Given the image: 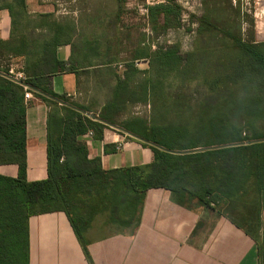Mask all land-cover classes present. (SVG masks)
I'll list each match as a JSON object with an SVG mask.
<instances>
[{
    "label": "trees",
    "instance_id": "1",
    "mask_svg": "<svg viewBox=\"0 0 264 264\" xmlns=\"http://www.w3.org/2000/svg\"><path fill=\"white\" fill-rule=\"evenodd\" d=\"M59 1L54 0L55 5ZM120 0V3H124ZM18 10L11 7L13 27L29 29L49 28V34L23 36L19 39V54L25 57V83L39 88L63 103L90 113L91 110L49 90L45 75L75 72L85 69L89 58L110 56L112 44L106 54L100 51L101 41L81 43L72 20L61 23L52 14L42 15L40 21L30 20L25 0L18 1ZM151 23L163 33L181 25L182 8L174 0H166L149 8ZM200 35L216 29L208 16L200 19ZM205 44L209 40L203 39ZM236 45L247 58L244 64H235L234 78H254L253 71L264 75V43H247L236 39ZM71 46L68 61L60 60L58 49ZM180 47L158 48L155 52L140 53L148 59L150 68L139 70L126 64L119 72L110 66L108 88L113 96L103 108L100 117L108 123L171 151H192L250 140L264 139V134H243V129L232 121L233 114L226 111L211 112L208 102H200L196 114H183L177 123L158 125L141 116L122 119L129 105L149 104L163 89L171 91L190 84L198 72L192 60L184 63ZM101 59V60H102ZM103 62V61H102ZM110 59L106 64L115 63ZM7 74L8 70L0 69ZM168 76L163 80V74ZM151 74L149 79L144 76ZM153 74V75H152ZM170 75L173 76L172 80ZM169 80V81H168ZM227 75L218 77L208 86L220 92ZM167 86V87H166ZM189 86V85H188ZM39 99L51 106L48 116L47 172L43 181L27 179V104L24 88L0 75V166L15 165V178L0 174V264H30L29 219L32 216L64 212L89 258L87 235L93 224L105 236L135 231L141 221L146 194L152 189L171 193L175 203L203 213L193 235L207 228L214 215L231 221L251 237L263 251L262 212L264 210V142L251 146H236L187 155H173L139 142L118 132L122 137L147 147L153 152L148 164L117 169H104L101 158L89 159L88 144L82 140L92 131L96 139L103 140L109 126L93 121L68 105H60L40 93ZM259 96L242 101L240 108L253 117L261 116ZM264 111V110H263ZM236 116V115H235ZM113 130V129H111ZM238 206H244L239 208Z\"/></svg>",
    "mask_w": 264,
    "mask_h": 264
},
{
    "label": "crops",
    "instance_id": "2",
    "mask_svg": "<svg viewBox=\"0 0 264 264\" xmlns=\"http://www.w3.org/2000/svg\"><path fill=\"white\" fill-rule=\"evenodd\" d=\"M18 1L0 0V69H13L25 75L26 61L19 54V39L25 35L49 34L50 31L49 28L28 31L22 26L14 28L10 8L14 7L16 12ZM25 2L32 21H40V17L46 14H52L53 20L57 17L54 0ZM255 18L256 24H263L261 32L257 30L258 26L256 28L255 43H264V0H255ZM71 48L59 47L60 60H69ZM115 64L89 58L84 64L86 68L79 69L78 75L75 72H63L47 74L43 78L47 80L46 87L49 90L60 95L66 94L71 101L100 116L113 96L107 87L109 82L114 84L108 69ZM33 96V99L26 101L29 182L48 178L47 140L51 106L34 93ZM120 117L124 119L126 115ZM82 140L88 144L89 159L101 158L104 169L148 164L153 159L145 156L140 144L126 136L122 137L117 131L106 129L103 140L96 139L90 131ZM0 174L15 178L18 167L0 166ZM202 216L200 210L175 203L169 191L152 189L146 194L142 218L135 231L105 236L97 229L99 223L93 224L87 235L91 262L64 212L32 216L28 223L30 264H264V210L261 254L251 237L222 216L214 215L206 229L193 235Z\"/></svg>",
    "mask_w": 264,
    "mask_h": 264
},
{
    "label": "rangeland",
    "instance_id": "3",
    "mask_svg": "<svg viewBox=\"0 0 264 264\" xmlns=\"http://www.w3.org/2000/svg\"><path fill=\"white\" fill-rule=\"evenodd\" d=\"M165 1L68 0L57 2L55 13L61 23L75 22V40L84 44L100 40L103 55L112 44L110 56L98 61L114 59L119 72L126 64L132 63L139 70H148L149 61L140 58V53L149 54L158 48L174 45L180 47L184 63L189 60L195 63L198 73L190 84H180L174 91L163 89L149 104L129 105V110L124 113L126 117L134 114L158 125L177 123L183 114H196L201 109L200 102L206 101L211 112L233 114L232 121L243 129L244 136H253L255 132L264 134V103L260 104L262 113L259 117H253L247 109L240 108V103L250 96L264 100V75L253 71L252 79L234 78L235 68L239 67L235 64L247 62L235 43L236 39L252 43L257 26L261 32L263 25L256 24L255 0H174L182 8L181 25L163 33L160 26L151 23L149 8ZM204 16H208L216 29L201 36L200 19ZM203 39L209 40V44H205ZM218 74L227 75V82L219 93L211 91L208 86ZM150 76L146 74L144 77L149 79ZM167 76L168 73H164L163 80ZM170 76L169 80H172L173 76ZM140 149L145 156L153 157L151 149L144 146Z\"/></svg>",
    "mask_w": 264,
    "mask_h": 264
},
{
    "label": "water",
    "instance_id": "4",
    "mask_svg": "<svg viewBox=\"0 0 264 264\" xmlns=\"http://www.w3.org/2000/svg\"><path fill=\"white\" fill-rule=\"evenodd\" d=\"M0 75L4 76V77H7L9 78L7 75L3 74L0 72ZM30 89H32L33 91L37 92V93H40L44 96H46L47 98L51 99V100H54L56 102H59L61 105H68V104H65L63 103L61 100L53 97V96H50V95H47V94H44L43 92H41L40 90L36 89V88H33L29 85H27ZM70 106V105H68ZM71 108H73L74 110L84 114V115H87L90 119H92L93 121H96V122H100V123H103L107 126H109L110 128L118 131V132H122L132 138H134L135 140H138L139 142H142V143H145L147 145H150V146H153V147H156L164 152H167V153H170V154H173V155H187V154H192V153H196V152H201V151H211V150H217V149H223V148H230V147H236V146H241V145H245V146H251V145H254V144H257V143H263L264 142V139H260V140H250V141H247V142H244V143H232V144H226V145H220V146H214V147H207V148H201V149H196V150H192V151H171V150H168V149H165L163 147H160L150 141H147L143 138H140L132 133H130L129 131L125 130L124 128L122 127H119V126H116V125H113L111 123H108L106 122L105 120H103L100 116H97L96 114H93V113H87L85 112L84 110L82 109H79V108H76V107H73V106H70Z\"/></svg>",
    "mask_w": 264,
    "mask_h": 264
},
{
    "label": "built area",
    "instance_id": "5",
    "mask_svg": "<svg viewBox=\"0 0 264 264\" xmlns=\"http://www.w3.org/2000/svg\"><path fill=\"white\" fill-rule=\"evenodd\" d=\"M7 75L11 81L21 85L24 90H25V100L28 101V100H31L33 99V93L31 92L30 88L27 86V84L25 83V75L24 73L22 72H16L15 70L13 69H10L8 71ZM7 78V77H6ZM112 129V128H111ZM114 130V129H113ZM116 131V130H115ZM118 132V131H117ZM92 135V133H91Z\"/></svg>",
    "mask_w": 264,
    "mask_h": 264
}]
</instances>
